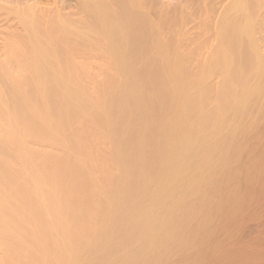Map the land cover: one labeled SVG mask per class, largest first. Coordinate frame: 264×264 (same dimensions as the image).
I'll list each match as a JSON object with an SVG mask.
<instances>
[{"label": "bare ground", "instance_id": "1", "mask_svg": "<svg viewBox=\"0 0 264 264\" xmlns=\"http://www.w3.org/2000/svg\"><path fill=\"white\" fill-rule=\"evenodd\" d=\"M47 3L0 1V264H264V0Z\"/></svg>", "mask_w": 264, "mask_h": 264}, {"label": "rangeland", "instance_id": "2", "mask_svg": "<svg viewBox=\"0 0 264 264\" xmlns=\"http://www.w3.org/2000/svg\"><path fill=\"white\" fill-rule=\"evenodd\" d=\"M1 1V0H0ZM45 1V3L47 2V0H44ZM81 1H83V0H80V2ZM153 1L155 2V4L153 3ZM153 1H151L150 0V4H149V7H153L154 8V6L153 5H155V7L157 8L158 7V10H159V8H160V10H162L163 8H165V9H163L162 11H158L156 14H157V16H158V19L159 20H161V21H163V20H168V17H169V14L171 15H173V14H175L176 12H178L179 10L182 12L184 9V12H182V13H186V18H184L185 20H183L182 22L184 23V24H182V22H181V20H180V24L178 25V27H179V29H176L175 28V26L177 27V25H175L174 26V28L176 29V30H180V27H182V26H184L183 27V29L185 28L186 30L185 31H188V33L191 35L192 33V35H196V33H198L199 34V36H204L203 35V30L205 29V27H204V25L205 24H207L208 23V21H210V23H208V25H205V26H209L208 28L210 29H208L209 31H208V35L209 34H213L214 33V31L216 30L215 28L216 27H214V25L216 26V24H217V21L219 20V16H221V12H223L224 11V5H226L227 4V2L228 1H230V0H153ZM160 1V2H159ZM149 3V2H148ZM159 4V6H158V4ZM157 5V6H156ZM47 6H49V7H54V8H58L59 10H60V13L62 12V15H65V14H67V12L69 13V12H73L75 9L77 10L78 9V6H79V0H48V3H47ZM161 6H163V7H161ZM178 6H179V8H178ZM180 6H181V8H180ZM147 7H148V5H147ZM148 7V8H149ZM152 9V8H151ZM172 9V10H171ZM177 10V11H175V10ZM183 9V10H182ZM187 9V10H186ZM208 9H209V12H207L208 11ZM212 9V10H211ZM211 10V11H210ZM157 11V10H156ZM155 11V12H156ZM187 11H189V13L187 14ZM154 12V13H155ZM174 12V13H173ZM65 13V14H64ZM154 13L152 14L153 16H155L154 15ZM207 13H208V15H207ZM209 13H211V14H209ZM70 14V13H69ZM166 14H168V16L166 15ZM190 14V15H189ZM68 15V14H67ZM161 15V16H160ZM162 15H165V16H162ZM188 15L190 16V17H188ZM192 15V16H191ZM206 16H208L207 18L208 19H210V20H208L207 18H206ZM3 18V20L0 18V28L2 29V30H0V50H2V53L4 52H6V50H8L7 48H6V50L4 51V46H6L7 47V44L5 43V42H3V41H5L6 40V37H7V39L9 40V37H8V34H7V36H5L6 35V33H7V26H4V25H2L3 24V22H5L4 21V17H7V15H4V16H2ZM156 17V16H155ZM157 18V17H156ZM161 18V19H160ZM165 18H167V19H165ZM206 19V22L204 21ZM15 20V22H17V20L16 19H14ZM3 21V22H2ZM184 21H186V22H184ZM14 22V21H13ZM204 22H205V24H204ZM204 24V25H203ZM182 25V26H181ZM202 25H203V27H202ZM177 27V28H178ZM173 28V27H172ZM173 28V29H174ZM214 30L213 31V33H212V29ZM184 31V32H185ZM202 31V32H201ZM5 33V35H4V33ZM200 32L202 33L201 35H200ZM195 33V34H194ZM198 34H197V36H198ZM189 35V36H190ZM207 35V40L209 39V37L211 36H208ZM214 35V34H213ZM212 35V36H213ZM2 36V37H1ZM5 38H4V37ZM186 36H188V34H187V32H186ZM211 36V39H212V42L215 40V37H212ZM4 39V40H3ZM7 40V41H8ZM11 40V39H10ZM9 40V41H10ZM206 40V39H205ZM1 41H2V43H1ZM6 41V42H7ZM209 41V40H208ZM211 41V40H210ZM4 43L6 44V45H4ZM3 45V46H2ZM4 48V49H3ZM205 48V47H204ZM206 50H207V48H205V49H203V53H205L204 55H203V59H204V56H206L207 57V53L208 52H206ZM205 51V52H204ZM208 51V50H207ZM1 52V51H0ZM8 52V51H7ZM2 53H0V55H2ZM3 53V54H4ZM6 55V54H5ZM0 56V58L1 59H3V62H1V60H0V66H1V63H4V59H5V61H7L6 59L7 58H5L6 56ZM205 57V58H206ZM3 65V64H2ZM216 81H218V80H216ZM215 81V82H216ZM215 84H217V82L215 83ZM264 104V103H263ZM236 233V232H235ZM234 235V234H233ZM261 246L260 245H257L256 246V248L257 249H259ZM2 260V261H1ZM1 262L3 263V261H4V259L3 258H1ZM8 262V261H7Z\"/></svg>", "mask_w": 264, "mask_h": 264}]
</instances>
